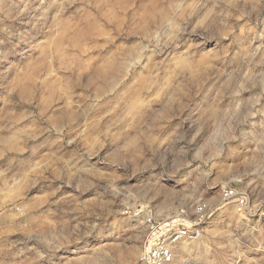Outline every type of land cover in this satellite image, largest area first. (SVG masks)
I'll return each instance as SVG.
<instances>
[{"label":"rangeland","instance_id":"1","mask_svg":"<svg viewBox=\"0 0 264 264\" xmlns=\"http://www.w3.org/2000/svg\"><path fill=\"white\" fill-rule=\"evenodd\" d=\"M148 218L264 264V0H0V264H136Z\"/></svg>","mask_w":264,"mask_h":264},{"label":"built area","instance_id":"2","mask_svg":"<svg viewBox=\"0 0 264 264\" xmlns=\"http://www.w3.org/2000/svg\"><path fill=\"white\" fill-rule=\"evenodd\" d=\"M237 194L231 188L223 190V199L230 200ZM238 207L242 210L244 198H238ZM200 206L199 210H204ZM197 231L191 229L181 221H158L153 218L147 219V234L143 247L136 264H176L179 245L185 240L194 237Z\"/></svg>","mask_w":264,"mask_h":264},{"label":"bare ground","instance_id":"3","mask_svg":"<svg viewBox=\"0 0 264 264\" xmlns=\"http://www.w3.org/2000/svg\"><path fill=\"white\" fill-rule=\"evenodd\" d=\"M185 218V217H184Z\"/></svg>","mask_w":264,"mask_h":264}]
</instances>
